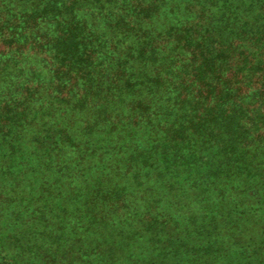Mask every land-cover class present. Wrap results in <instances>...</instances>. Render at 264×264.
<instances>
[{
	"label": "trees",
	"instance_id": "1",
	"mask_svg": "<svg viewBox=\"0 0 264 264\" xmlns=\"http://www.w3.org/2000/svg\"><path fill=\"white\" fill-rule=\"evenodd\" d=\"M0 264H264V0H0Z\"/></svg>",
	"mask_w": 264,
	"mask_h": 264
}]
</instances>
